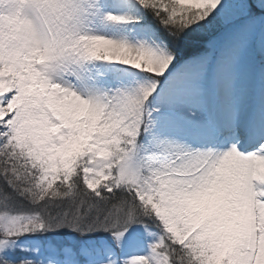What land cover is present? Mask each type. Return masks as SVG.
<instances>
[{
	"label": "snow or ice",
	"instance_id": "1",
	"mask_svg": "<svg viewBox=\"0 0 264 264\" xmlns=\"http://www.w3.org/2000/svg\"><path fill=\"white\" fill-rule=\"evenodd\" d=\"M0 264H264V0H0Z\"/></svg>",
	"mask_w": 264,
	"mask_h": 264
}]
</instances>
